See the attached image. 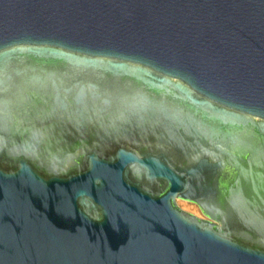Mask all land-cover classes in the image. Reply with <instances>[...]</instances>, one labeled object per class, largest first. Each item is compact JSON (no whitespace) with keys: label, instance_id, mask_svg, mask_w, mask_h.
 Listing matches in <instances>:
<instances>
[{"label":"water","instance_id":"water-1","mask_svg":"<svg viewBox=\"0 0 264 264\" xmlns=\"http://www.w3.org/2000/svg\"><path fill=\"white\" fill-rule=\"evenodd\" d=\"M0 264H264V0H0Z\"/></svg>","mask_w":264,"mask_h":264}]
</instances>
